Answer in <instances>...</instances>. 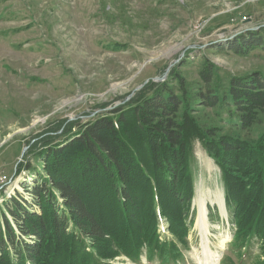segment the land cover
Masks as SVG:
<instances>
[{
	"label": "trees",
	"instance_id": "16d2710c",
	"mask_svg": "<svg viewBox=\"0 0 264 264\" xmlns=\"http://www.w3.org/2000/svg\"><path fill=\"white\" fill-rule=\"evenodd\" d=\"M213 48L264 52V25ZM196 60L184 59L106 117L74 134L70 127L65 141L40 142L41 170L25 186L30 200L1 192L0 264L139 263L142 255L149 264L185 263L196 140L221 171L234 244H258L264 254V72L235 75L205 55ZM255 131V140L243 138ZM23 169L18 163L15 177L31 172Z\"/></svg>",
	"mask_w": 264,
	"mask_h": 264
},
{
	"label": "rangeland",
	"instance_id": "374dc122",
	"mask_svg": "<svg viewBox=\"0 0 264 264\" xmlns=\"http://www.w3.org/2000/svg\"><path fill=\"white\" fill-rule=\"evenodd\" d=\"M263 25L264 0H0V191L30 200L25 186L41 170L36 153L42 140L65 141L70 127L74 134L79 124L106 117L146 81L166 80L184 59L195 64L205 55L235 75L264 72L262 51L242 57L213 48ZM253 134L243 138L255 140L258 131ZM193 149L194 215L181 264H264L258 244H234L221 171L200 141ZM21 162L31 172L15 177ZM209 189L222 193L226 210L208 200L204 235L197 226L198 200ZM167 226L164 221L158 228L163 238L170 236ZM110 264L149 263L142 255L139 263L122 256Z\"/></svg>",
	"mask_w": 264,
	"mask_h": 264
},
{
	"label": "bare ground",
	"instance_id": "6f19581e",
	"mask_svg": "<svg viewBox=\"0 0 264 264\" xmlns=\"http://www.w3.org/2000/svg\"><path fill=\"white\" fill-rule=\"evenodd\" d=\"M208 200H210L211 202L215 201V204L218 205L222 213H225L224 201H223L222 193L220 191L212 193V191L209 189L207 195L201 193L200 199L198 200L197 226L203 231L204 235H208L209 233L208 220H207ZM205 259L208 261L213 259V253H211V251L208 250V246L205 248Z\"/></svg>",
	"mask_w": 264,
	"mask_h": 264
},
{
	"label": "water",
	"instance_id": "95a60500",
	"mask_svg": "<svg viewBox=\"0 0 264 264\" xmlns=\"http://www.w3.org/2000/svg\"><path fill=\"white\" fill-rule=\"evenodd\" d=\"M233 38H234V36H233ZM167 73H168V71H166V73H165V75H164V78L167 76ZM161 79H163V78H156L155 80H157V81H161ZM155 80L153 79V81H155ZM146 83H148V81H146V82L144 83V85H145ZM144 85H142V86L140 87V89H142ZM140 89H139V90H140ZM224 206H225V203H224ZM224 208H225V210H226V207H224ZM226 213H227V210H226Z\"/></svg>",
	"mask_w": 264,
	"mask_h": 264
},
{
	"label": "built area",
	"instance_id": "2783aa9c",
	"mask_svg": "<svg viewBox=\"0 0 264 264\" xmlns=\"http://www.w3.org/2000/svg\"><path fill=\"white\" fill-rule=\"evenodd\" d=\"M8 179H7V177L6 176H3L2 178H1V182H3V184L5 183H8V181H7Z\"/></svg>",
	"mask_w": 264,
	"mask_h": 264
}]
</instances>
